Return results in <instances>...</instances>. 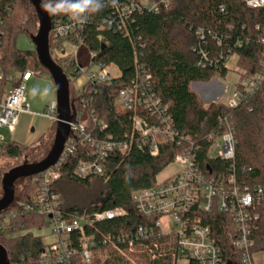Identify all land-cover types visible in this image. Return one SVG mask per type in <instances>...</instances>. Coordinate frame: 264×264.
<instances>
[{
  "label": "trees",
  "instance_id": "trees-1",
  "mask_svg": "<svg viewBox=\"0 0 264 264\" xmlns=\"http://www.w3.org/2000/svg\"><path fill=\"white\" fill-rule=\"evenodd\" d=\"M29 9L33 10L32 13ZM107 11L105 7L96 14L93 24L83 33L87 35L90 49L97 53L95 59L117 66L120 75L108 83L96 85L91 93L75 97L79 118L87 122V131L92 136H110L116 140L137 139L138 133L131 119L137 112L122 110L115 104L119 91L129 87L137 73V58L150 72L152 90L167 106L177 130L201 144L198 151L201 166L210 165L224 175L233 173L237 183L243 186L264 185V89L236 107L222 102H211L206 106L191 89L193 82H207L216 75L225 77L228 69L224 63L231 54L238 55V66L246 71L244 76L260 71L264 8H250L243 0H172L171 6L159 13L137 15L130 25L129 35L109 28L97 29ZM0 16L3 20L0 26L2 70L6 73L29 69L48 72L36 51L21 50L16 45L20 33L31 34L38 29V18L31 2L1 0ZM199 28L203 29L204 40L196 35ZM98 35L103 36L101 41ZM144 42L145 45L141 46ZM214 59H218L217 63L210 64ZM57 62L67 72V66L60 60ZM98 121L105 123L106 128L101 130ZM229 128L236 139L234 158L209 159L207 134L223 133ZM181 149L182 144L170 141L160 146L157 155H151L146 148L133 143L126 153H112L106 159L105 176L80 178L75 174V168L81 160L90 158L89 146H81L61 162V177L54 184V190L60 195L67 216L93 214L116 207L126 209V216L98 223L91 232L132 233L139 225L151 226V220L138 213L131 198L133 191L156 185L158 175ZM26 150V145L13 141L0 147V156L16 159ZM3 169L0 166V192L5 174ZM74 187L83 188L88 195L76 197ZM39 192L37 181L32 177L24 178L21 192L1 213L30 201ZM258 212L260 216L251 234L255 242L252 251L264 252V202L258 206ZM204 221L221 249L222 264H240L241 253L233 245L235 235L229 217L215 212L208 214ZM13 223L12 230L0 231V243L8 252L10 264H39L46 244L43 235L34 230L48 227L47 218L25 213L19 214ZM97 251L99 254H94L90 264H130L128 253L133 251L140 259L134 260L133 264L176 262L174 235H160L155 230L153 236L136 241L132 247L107 246ZM72 264L83 263L75 258Z\"/></svg>",
  "mask_w": 264,
  "mask_h": 264
},
{
  "label": "built area",
  "instance_id": "built-area-1",
  "mask_svg": "<svg viewBox=\"0 0 264 264\" xmlns=\"http://www.w3.org/2000/svg\"><path fill=\"white\" fill-rule=\"evenodd\" d=\"M243 1L253 9L264 8V0ZM106 3L108 11L97 29L109 28L129 35L130 25L137 15L159 13L170 7L172 0H106ZM95 17L96 15L91 17L84 26L72 27L66 34L57 33L56 28L70 23L68 19L63 16L51 18L50 54L56 62L60 60L67 66V72H64L70 83L71 78L76 80V96L91 93L96 85L108 83L120 75L117 66L96 60L97 53L92 51L86 42L87 35L83 32L93 24ZM2 23L0 16V26ZM196 35L200 40H204L203 29L199 28ZM102 39L103 36L98 35V40ZM260 43V71L244 76L246 71L238 69L240 83L235 86L234 94L225 103L227 106L236 107L264 89V36ZM144 45L145 42L141 43V46ZM203 55L206 56L205 53ZM233 55L237 54L226 57L224 65L227 69V62ZM217 61L218 59H214L210 64H216ZM136 66L134 79L129 87L119 91L115 104L122 110L137 112L131 116L134 130L138 133L137 139L116 140L110 136H92L87 131V122L81 120L77 112V122L72 124L73 134L68 137L59 161L44 172L32 176V179L39 183L40 192L30 201L0 213V231L12 230L15 227L13 222L19 214L33 213L45 216L54 240L46 243L39 264H72L75 258L83 264H90L95 251L107 246L132 247L136 241L153 236L154 230L160 235H174L175 264H222L221 249L212 235L210 226L204 221L208 214L220 212L230 219L235 235L233 245L241 253L240 264H264L257 259V252L252 251L255 242L251 237L260 216L258 206L264 202V185L243 186L237 183L233 173L224 175L218 169L214 171L210 165L201 166L198 161L201 144L177 130L167 106L152 90L150 72L137 58ZM42 74L41 71L31 69L6 73L0 67V132L7 129L14 133L22 114H36L28 101L26 83ZM79 79L84 80L80 85L77 84ZM43 115L56 123L57 102L52 101ZM98 123L101 130L106 128L102 121ZM205 140L210 143L209 159L234 158L236 139L230 128L223 133L210 132ZM170 141L182 144L181 152L170 164L174 171L161 180L157 179L156 185L135 190L131 195L138 213L151 220L150 227L139 225L132 233L120 234L90 231L98 223L126 216L127 211L122 207L93 214L67 216L64 213L60 195L54 190V184L61 177V162L66 156L75 153L78 147L89 146L90 149V158L81 160L75 168V174L85 178L90 175L105 176L106 159L112 153H126L133 143L140 148H146L151 155H157L160 146ZM4 144V137L0 133V147ZM213 151L215 153H212Z\"/></svg>",
  "mask_w": 264,
  "mask_h": 264
},
{
  "label": "rangeland",
  "instance_id": "rangeland-1",
  "mask_svg": "<svg viewBox=\"0 0 264 264\" xmlns=\"http://www.w3.org/2000/svg\"><path fill=\"white\" fill-rule=\"evenodd\" d=\"M33 10L29 9V13H32ZM39 27V23H38ZM38 29L28 33L22 32L16 38V45L21 50H33L35 51V44L32 40L31 35H35ZM228 73L225 77L216 75L210 81L207 82H193L191 84V89L196 92L199 97L202 99L204 105H208L213 100L217 102L227 103L231 96L234 94L235 86L240 83V74L238 73V57L233 55L227 62ZM114 69H116L114 67ZM14 71H11L13 73ZM75 83L76 80L71 78L70 83V93L71 99L75 100ZM77 84L80 85V82L77 81ZM37 89V93L33 95L32 89ZM48 89L47 95H44V90ZM26 91L29 103L32 104V109L37 111L47 110L48 105L52 101H56V91L55 86L52 80V77L49 72L43 73L41 76L33 77L29 82L26 83ZM80 115V114H79ZM81 116V115H80ZM21 125L16 132H10L7 129L1 130V135L4 137L5 143L18 142L20 144L26 145L27 150L24 155L19 158H8L6 156H0V166H2L6 173L8 169H12L24 162H37L43 159L48 152L50 151L54 137H55V125L50 128V130L42 137L41 135L48 129L53 123L49 120L42 118L40 116L35 117L31 115L22 114L20 117ZM34 127L35 131L31 132V128ZM40 138V139H39ZM35 144L30 145L32 142L38 140ZM212 153H215L214 151ZM174 171V167L169 165L166 167L157 177L158 180L165 178L167 175L171 174ZM24 186V179H20L16 182V196L21 192ZM75 196L83 198L84 195H88L81 187H74ZM3 194V190L0 192V197ZM87 197V196H85ZM36 234L45 235L49 230L42 229L40 231L34 230ZM94 254H99V251L94 252ZM130 259V264H133V261L140 260L136 253H128ZM257 259L261 262H264V252H257Z\"/></svg>",
  "mask_w": 264,
  "mask_h": 264
},
{
  "label": "water",
  "instance_id": "water-1",
  "mask_svg": "<svg viewBox=\"0 0 264 264\" xmlns=\"http://www.w3.org/2000/svg\"><path fill=\"white\" fill-rule=\"evenodd\" d=\"M38 18V31L31 35L35 51L41 64L50 73L56 91L58 120L55 123V137L48 154L37 162H24L7 171L2 177L3 194L0 197V213L7 210L15 200L16 182L44 172L55 165L64 150L65 143L73 134L72 124L77 122V109L71 99L70 81L63 68L52 58L49 47L51 17L40 7L41 0H29ZM104 48V44H102ZM0 264H10L8 252L0 243Z\"/></svg>",
  "mask_w": 264,
  "mask_h": 264
},
{
  "label": "clouds",
  "instance_id": "clouds-1",
  "mask_svg": "<svg viewBox=\"0 0 264 264\" xmlns=\"http://www.w3.org/2000/svg\"><path fill=\"white\" fill-rule=\"evenodd\" d=\"M107 6L106 0H41V9L50 17H66L70 23L56 28L57 33L66 34L72 27L87 24L91 17ZM37 89H32L33 95ZM48 89L44 90L47 95Z\"/></svg>",
  "mask_w": 264,
  "mask_h": 264
},
{
  "label": "crops",
  "instance_id": "crops-1",
  "mask_svg": "<svg viewBox=\"0 0 264 264\" xmlns=\"http://www.w3.org/2000/svg\"><path fill=\"white\" fill-rule=\"evenodd\" d=\"M79 82H80V84H81V82H83L84 80H82V79H79L78 80ZM216 101V100H215ZM30 105H31V109L33 108L32 107V104L30 103ZM34 112H36V114H34V113H25V115H31V116H35V117H38V116H40V117H42V118H45V119H47V120H49L50 122H52L53 124L52 125H50L49 127H48V129L47 130H45V132L41 135V137L40 138H42L49 130H50V128L51 127H53V125H55V123L53 122V121H51L47 116H45V115H43L44 113H46V111H45V109H43V111H37V110H34V109H32ZM38 113V114H37ZM21 120L22 119H20V122H19V125H18V127H17V130H18V128L20 127V125H21ZM16 130V131H17ZM15 131V132H16ZM35 131V128L34 127H32L31 128V132H34ZM39 138V139H40ZM39 139L38 140H36V141H34V142H32L30 145H32V144H35L37 141H39ZM44 229H47V230H49V228L48 227H46V228H44ZM54 240V236L50 233V231L49 232H47V234H45L44 236H43V241H44V243L46 244V243H50L51 241H53ZM264 263V262H263Z\"/></svg>",
  "mask_w": 264,
  "mask_h": 264
}]
</instances>
